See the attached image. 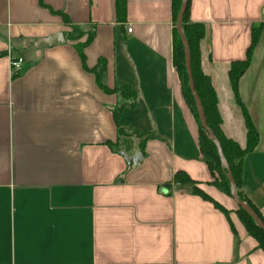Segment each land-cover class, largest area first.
<instances>
[{
    "label": "crops",
    "instance_id": "1",
    "mask_svg": "<svg viewBox=\"0 0 264 264\" xmlns=\"http://www.w3.org/2000/svg\"><path fill=\"white\" fill-rule=\"evenodd\" d=\"M187 11L204 25L199 67L223 133L245 149L248 122L258 131L240 184L264 219V0H189ZM176 27L174 0H127L123 21L116 0H0V264H264L201 149ZM58 32L65 41L36 45ZM88 32L89 69L75 46ZM10 55L25 59L18 75ZM102 62L103 82L137 90L135 104L101 87ZM119 123L155 137L118 149ZM122 151L143 160L129 165Z\"/></svg>",
    "mask_w": 264,
    "mask_h": 264
},
{
    "label": "trees",
    "instance_id": "2",
    "mask_svg": "<svg viewBox=\"0 0 264 264\" xmlns=\"http://www.w3.org/2000/svg\"><path fill=\"white\" fill-rule=\"evenodd\" d=\"M182 3H183V0H174L175 22H177ZM116 9H117V14L119 16V19L121 21L125 20L126 13H127V0H116ZM187 10H188V7H187ZM187 10L183 18L182 26H183V31L187 37V40L190 46L191 65H192L195 87L202 101L208 125L213 129V131L215 132V134L217 135L218 139L221 142L224 155L230 164L233 177L237 184L236 191H237L238 196L243 201L247 202L253 209H255L259 217L264 221L258 209L255 208L244 197L241 191V184H240L241 167H242L243 158L249 151L255 148L258 142V131L256 127L254 126V124H252V122L249 121L248 122L249 142H248V146L245 149H243L239 145L238 142H236L233 139L228 138L223 133L221 129V118L219 116V112L217 109L215 90L212 86L210 78L204 75L199 67V58H200L199 42L205 33L204 25L201 23L189 22L188 17H187V13H188ZM88 33L89 34L85 41H79L75 44V46L77 47L81 55L82 61L85 67H87V69L89 68L86 63L85 47L88 45V43H90V41L94 37V33L92 32H88ZM256 36H257V31L255 30L254 37H253V44L255 42ZM174 51H175V54H174L175 65L177 66V69L179 70L181 74L183 91H184L185 97L187 99V102L191 106V109L195 112V115L197 116L199 122L201 123L198 106H197L196 100L194 98V95L192 94V90L189 85V75L187 72L186 59H185V47H184L183 41L180 37L177 27L175 29V49ZM249 54H250V51H249ZM237 63L238 62L235 63L231 71V77H232L234 84H237V79L239 75L244 71L245 67L248 64L247 61L240 62L239 64ZM93 71L96 72L98 82L106 92L119 93L123 99H127V100L130 99L133 104L137 102L138 92L134 88L130 87L128 84H120L114 88H109L103 82L105 62L101 63L100 70L93 68ZM125 104H126L125 102H122L117 108V110L114 112L117 120L120 118V115L125 107ZM118 125H119L120 134H121V128L123 126L120 123ZM200 126H201L200 146H201V149L203 151L206 161L208 162V164L213 170L215 171L217 170L220 173L219 174L220 178L225 177L230 182V179L227 176V170L221 161V157L219 155L217 145L208 136L202 124ZM133 131L139 138H141V145H143L145 141H147L148 139L155 137V134L153 132L142 133L137 129H134ZM117 147L118 149H123L122 147H120V139H119V143L117 144ZM126 149H129V146L126 147ZM175 180L181 184H192L194 190L197 193H200L204 197L209 198V195L205 193L204 191H202L196 185V182L193 179H191L190 176L184 171L177 172L175 175ZM230 188H231V182H230ZM224 189L228 193L231 194V189H229V191L226 188ZM238 213L241 219L243 220V222L245 223V225L247 226L248 230L251 232V234H253L259 239L261 246L264 248V230L256 223L252 214L248 210H246L244 207L241 206L238 209Z\"/></svg>",
    "mask_w": 264,
    "mask_h": 264
},
{
    "label": "water",
    "instance_id": "3",
    "mask_svg": "<svg viewBox=\"0 0 264 264\" xmlns=\"http://www.w3.org/2000/svg\"><path fill=\"white\" fill-rule=\"evenodd\" d=\"M188 2H189V0H183L181 9H180V12L178 15V19L176 22V26H177L178 32L180 34V37H181L183 44H184V47H185V59H186L187 72L189 75V85H190V88L192 90V94L194 95V98H195L197 106H198V110H199V114H200V121H201V124H202L204 130L208 134V136L217 145L218 152H219V155L221 157V161L227 170V176L231 182V195L233 196V198L237 201V203L240 206L244 207L246 210H248L252 214L256 223L264 230V221L259 217V215L255 211V209H253L247 202L243 201L237 194V191H236L237 184H236V181L233 177L230 164L224 155L220 140L218 139V137L215 134V132L213 131V129L208 125L202 101H201L200 96L196 90L195 83H194V77H193V71H192V65H191L190 46H189V42H188L187 37L183 31V26H182L183 18H184L185 12H186L187 7H188ZM63 41H65L63 33L58 32L56 34H53L51 36H48V37H45V38L38 40L36 45L38 47L41 44L53 45V44H56L58 42H63ZM121 153L125 157V160H126L127 164H129V165L138 164L139 162H141L143 160V154L140 151L136 152L134 155H131V154L127 153L126 151H122Z\"/></svg>",
    "mask_w": 264,
    "mask_h": 264
},
{
    "label": "rangeland",
    "instance_id": "4",
    "mask_svg": "<svg viewBox=\"0 0 264 264\" xmlns=\"http://www.w3.org/2000/svg\"><path fill=\"white\" fill-rule=\"evenodd\" d=\"M133 128H130L128 126H123L121 128V140H120V147L126 148L131 145L133 142V138H138L141 141V138H139L133 131ZM219 185L221 187L226 188L228 191L230 188V182L224 177L218 179ZM241 206L237 204V208L239 209Z\"/></svg>",
    "mask_w": 264,
    "mask_h": 264
},
{
    "label": "built area",
    "instance_id": "5",
    "mask_svg": "<svg viewBox=\"0 0 264 264\" xmlns=\"http://www.w3.org/2000/svg\"><path fill=\"white\" fill-rule=\"evenodd\" d=\"M128 31H132V27H128ZM25 59L21 55H10V66L13 75H18L24 69Z\"/></svg>",
    "mask_w": 264,
    "mask_h": 264
}]
</instances>
